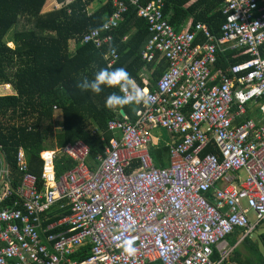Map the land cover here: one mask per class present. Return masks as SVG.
<instances>
[{
    "label": "built area",
    "instance_id": "1",
    "mask_svg": "<svg viewBox=\"0 0 264 264\" xmlns=\"http://www.w3.org/2000/svg\"><path fill=\"white\" fill-rule=\"evenodd\" d=\"M111 2L108 27L87 32L84 43L113 40L109 31L128 5ZM130 2L150 33L142 60L158 56L167 64L153 90L144 87L151 102L136 106L135 121L126 113L107 121L112 136L95 169L81 139L41 153V189L23 147L17 154L23 181L16 189L1 154L0 205L13 194L18 201L0 208V264H238L234 250L264 224V0H226L220 35L201 21L177 31L163 0ZM231 48L248 49L251 59L213 72L219 52ZM104 59L112 66L118 52L110 48ZM253 103L258 113L248 118ZM157 127L173 137L166 168L150 154ZM210 145L214 151L206 153ZM58 155L75 162L60 179ZM61 200L71 213L45 227L43 215ZM61 226L67 229L53 231ZM125 239L134 240V256L123 251ZM88 245L87 258L72 257Z\"/></svg>",
    "mask_w": 264,
    "mask_h": 264
},
{
    "label": "trees",
    "instance_id": "2",
    "mask_svg": "<svg viewBox=\"0 0 264 264\" xmlns=\"http://www.w3.org/2000/svg\"><path fill=\"white\" fill-rule=\"evenodd\" d=\"M47 1L0 0V84H10L13 90L12 94H0V158L2 154L10 169L9 184L13 189L23 181V174L17 167L20 147L26 152L29 172L36 176L40 189L44 183L41 153L49 152L55 146L83 140L90 147L88 164L95 169V159L104 154L112 136L107 129V121L122 117L121 108L109 109L105 106L106 97L113 92L121 93L118 86H104L100 94H95L90 90L82 92L76 85L85 77L93 79L99 69L108 67L104 56L110 48L114 47L119 56L111 68H126L142 88L148 85L141 80L143 70H153L154 80L152 85L149 83V88L153 90L154 83L167 68L164 60L157 63L158 56L151 63L142 60L141 54L150 33L147 21L138 17V8L130 0H120L128 5V11L123 14L118 27L109 31L113 40L101 46L84 43L82 38L87 32L102 28L114 11L111 0H106L91 14L86 12V7L94 0H73L66 6L43 13ZM57 1L61 4L67 0ZM151 1L140 0V4L147 5ZM163 1L164 14L177 31H181L191 18L190 28L201 21L214 34H221V26L226 19L222 6L226 0ZM107 32L101 31V36ZM126 35L127 39L123 40ZM73 40L75 51L70 49ZM10 42L15 46L9 47ZM249 59L248 49L231 48L219 52V62L212 70L214 72L221 68L227 71L230 66ZM54 105L61 109L63 118V129L59 132L54 131ZM136 106L132 104L122 108L133 121L137 118ZM251 116L248 112V118ZM168 151V146L151 150V157L158 167H163V158L168 156ZM211 151H214V147L210 145L206 153ZM54 167L56 177L60 179L75 167V162L58 155ZM15 201H18V196L13 194L0 208L11 206ZM65 201H58L43 215L45 227L71 213ZM64 228L58 227L53 231ZM261 238L260 243L250 234L247 235L234 250L232 261L238 264H264L261 247L264 245V235ZM90 253L88 245L75 257L84 259Z\"/></svg>",
    "mask_w": 264,
    "mask_h": 264
},
{
    "label": "clouds",
    "instance_id": "3",
    "mask_svg": "<svg viewBox=\"0 0 264 264\" xmlns=\"http://www.w3.org/2000/svg\"><path fill=\"white\" fill-rule=\"evenodd\" d=\"M103 27L107 28L108 25L105 24ZM72 42L75 43L74 40ZM144 83L148 84V81ZM104 86H107L109 88L118 86L120 93H122V94H118L116 92H113L106 97L105 106L109 109H114V108L122 109L124 106L132 105V104L147 105L151 102V97L148 91L144 89V87L143 88L140 87V85L136 82V80L124 67H118L112 69L111 66H109L107 68H101L95 73L93 79L89 80L88 78L85 77L81 81H79L76 85V87L82 92L90 90L95 94H100L103 91ZM56 112H59L62 120L63 118H62L61 109L56 110ZM60 129L62 130L63 126ZM121 247L123 248V251L130 257L134 256L137 251L136 248L134 247L133 239H125L122 242Z\"/></svg>",
    "mask_w": 264,
    "mask_h": 264
},
{
    "label": "crops",
    "instance_id": "4",
    "mask_svg": "<svg viewBox=\"0 0 264 264\" xmlns=\"http://www.w3.org/2000/svg\"><path fill=\"white\" fill-rule=\"evenodd\" d=\"M73 0H67L65 3H58V1L57 0H48L47 2H46V4H45V6H44V9H43V13H48V12H50V11H53V10H55V9H59V8H61V7H63V6H66V5H68V4H70L71 2H72ZM106 0H94V1H92L91 3H89L88 4V6L86 7V12L88 13V14H91V13H93L94 11H96L104 2H105ZM192 19L190 18V19H188V21L186 22V24L185 25H191L192 24ZM126 37V39H127V37H128V35H126L125 36ZM125 37H123L122 39L123 40H126L125 39ZM70 49H71V51H75V49H76V44L75 43H71V47H70ZM158 62L157 63H159V61H161V59L160 58H158V60H157ZM216 70H218V69H215V71ZM153 74H154V72H153V70H143L142 71V73H141V80H142V82H146V81H148V84L149 83H151V82H153L152 80H153ZM149 75H151L152 76V78L151 79H149ZM3 85H5V84H0V88H2V86ZM7 85H9V84H7ZM150 85H152V83L150 84ZM10 86V85H9ZM10 89H11V86H10ZM262 103H264L263 101H261ZM249 110V109H248ZM123 113H125V112H123ZM249 113H251L252 114V116L253 115H255V114H257L258 112H257V109H255V111H250L249 110ZM59 127L61 128L62 126H63V124H62V120H60L59 121ZM157 128H159V127H157ZM60 131H61V129H60ZM158 140V139H157ZM173 140V137L170 135V140L168 141V142H165L163 145L162 144H157V143H154V141H152V145L150 146V152H151V150L152 149H159V147H163V146H168V149H169V144H170V142ZM159 141V140H158ZM53 151L51 150V151H49V152H46V153H44L43 155H45V154H50V153H52ZM168 164H169V151H168V156L166 157V158H163V167L162 168H166L167 166H168ZM61 227H65L64 229H62V230H65V229H67V227L66 226H61ZM81 251V250H80ZM79 252H77V254H78ZM76 254V255H77ZM74 259L75 258H78V257H75V255H73L72 256Z\"/></svg>",
    "mask_w": 264,
    "mask_h": 264
},
{
    "label": "rangeland",
    "instance_id": "5",
    "mask_svg": "<svg viewBox=\"0 0 264 264\" xmlns=\"http://www.w3.org/2000/svg\"><path fill=\"white\" fill-rule=\"evenodd\" d=\"M20 24H22V22ZM19 28H20V25L18 26V29ZM8 45H9V47H14L15 46L14 43H12V42H10ZM151 77L152 76L149 75V78H151ZM9 87L10 86L7 85V84L6 85H3L2 88H0V94H12L13 93V90H12V88L10 89ZM261 104H263V103L261 102ZM248 109L250 111H255V109H256L255 108V104L254 105H249L248 106ZM60 120H61V116H60L59 112L54 111V113H53V123H54V127H55V130L54 131H56V132H58L59 129H60V127H59L60 126L59 125V121ZM151 135L153 137L154 143H157V144H162L163 145L165 142H168L170 140V134L164 128H161V127L156 128V129H152L151 130ZM54 149H56V146L54 147ZM240 174H241V176L244 179L247 176L246 171H241ZM250 218L252 220H254L255 219V214L254 213H251L250 214ZM262 235H264V224L263 225H260L256 231H254L253 233H251L250 234V237L253 238V239H255V240H258V242L261 243V239H262L261 236ZM229 239L231 240V244L233 245L234 242H235V240H236V236L235 237L234 236H229ZM261 247H262V250L264 252V245L262 244Z\"/></svg>",
    "mask_w": 264,
    "mask_h": 264
},
{
    "label": "water",
    "instance_id": "6",
    "mask_svg": "<svg viewBox=\"0 0 264 264\" xmlns=\"http://www.w3.org/2000/svg\"><path fill=\"white\" fill-rule=\"evenodd\" d=\"M120 113H121V114H123V111H122V110H120Z\"/></svg>",
    "mask_w": 264,
    "mask_h": 264
},
{
    "label": "bare ground",
    "instance_id": "7",
    "mask_svg": "<svg viewBox=\"0 0 264 264\" xmlns=\"http://www.w3.org/2000/svg\"><path fill=\"white\" fill-rule=\"evenodd\" d=\"M51 154V153H50Z\"/></svg>",
    "mask_w": 264,
    "mask_h": 264
}]
</instances>
